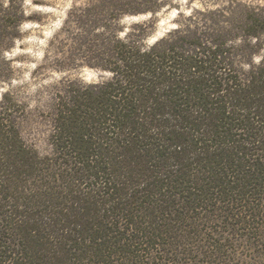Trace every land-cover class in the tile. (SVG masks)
I'll use <instances>...</instances> for the list:
<instances>
[{"label": "trees", "instance_id": "1", "mask_svg": "<svg viewBox=\"0 0 264 264\" xmlns=\"http://www.w3.org/2000/svg\"><path fill=\"white\" fill-rule=\"evenodd\" d=\"M176 1L74 2L56 63L98 80L20 116L2 94L0 264H264V5L217 0L149 43ZM28 21L0 5V58Z\"/></svg>", "mask_w": 264, "mask_h": 264}, {"label": "rangeland", "instance_id": "2", "mask_svg": "<svg viewBox=\"0 0 264 264\" xmlns=\"http://www.w3.org/2000/svg\"><path fill=\"white\" fill-rule=\"evenodd\" d=\"M28 21L20 26V38L0 58V100L6 91L15 100L14 105L20 116V100L27 102L29 108L46 104L56 87L77 79L84 83L98 80L97 72L85 67L67 66L59 68L56 63L54 35L60 28L68 10L76 2L86 0H22ZM264 5V0H255ZM217 0H177L175 8L159 13L157 23L149 43L154 42L175 27L174 20L181 13L187 17L196 9H213ZM7 0H0L1 4ZM149 16L126 18L124 25L148 19ZM53 46V47H52ZM59 68V69H58ZM20 120V118H19Z\"/></svg>", "mask_w": 264, "mask_h": 264}]
</instances>
